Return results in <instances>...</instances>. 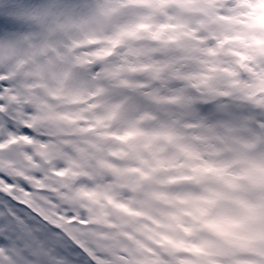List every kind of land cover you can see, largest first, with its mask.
Instances as JSON below:
<instances>
[{
  "label": "clouds",
  "instance_id": "1",
  "mask_svg": "<svg viewBox=\"0 0 264 264\" xmlns=\"http://www.w3.org/2000/svg\"><path fill=\"white\" fill-rule=\"evenodd\" d=\"M95 3L0 0V14L28 19L49 7L79 16ZM139 4L127 17L135 35L120 44L108 41L111 31L72 28L62 37L78 45L74 55L101 63L98 71H115L103 82L109 104L137 99L120 119L108 118L95 89L79 98L61 91L43 70L56 53L33 57L24 34L5 30L0 65L27 79L21 98L39 97L42 117L49 108L61 117L60 139L109 166L94 177L67 160L58 168L41 145L16 161L18 174L50 194L32 201L50 216L61 219L59 208L97 218L92 228L118 241L104 242L105 264H264V0ZM50 125L43 119L41 129Z\"/></svg>",
  "mask_w": 264,
  "mask_h": 264
},
{
  "label": "snow or ice",
  "instance_id": "2",
  "mask_svg": "<svg viewBox=\"0 0 264 264\" xmlns=\"http://www.w3.org/2000/svg\"><path fill=\"white\" fill-rule=\"evenodd\" d=\"M139 6V0H96L79 16L70 8L56 16L49 7L36 10L37 15L28 19H6L0 14V38L7 29L25 35L32 43L33 57L47 56L49 50L55 52L43 70L57 81L60 90L72 98H79L84 90L95 89L93 95L101 97L108 107V118L120 119L126 110L138 106L137 99L127 97L120 103L109 104L112 90L103 82L105 78L115 76V71L107 68L98 71L102 68L101 63L91 55H74L73 49L78 45L74 43L67 47L62 37L72 28L90 30L92 36L111 31L108 41L120 44L122 37L135 35L136 25L127 17L134 16L132 10ZM211 8L210 2L209 12ZM61 49L65 51L61 52ZM27 83V79L20 80L18 75H6L5 68L0 65V189H4L0 191V264H105L104 254L109 246L104 242L118 241L112 236L100 235L92 228L97 218H74L71 209L61 213L59 208L56 212L61 219L50 216L32 203L34 199H51L50 194L43 189H34L31 181L21 179L18 174L16 161L21 156H30L33 147L41 145L48 150L58 168L67 160L74 168L85 170V175L91 170L94 177L109 167L103 160L89 155L87 149L79 147L77 141L59 138L63 135L57 123L61 117L51 108L42 117L44 109L39 105V97L31 93H25L23 98L19 95ZM212 103L205 102L202 111H208ZM43 119L51 122L47 130L41 129ZM25 140L31 143H25ZM5 185L14 187L9 191ZM20 192L27 196L18 197ZM117 207L123 208V205L117 204Z\"/></svg>",
  "mask_w": 264,
  "mask_h": 264
}]
</instances>
